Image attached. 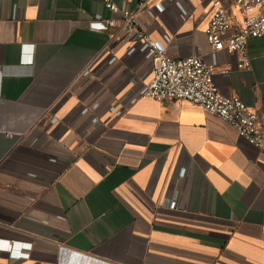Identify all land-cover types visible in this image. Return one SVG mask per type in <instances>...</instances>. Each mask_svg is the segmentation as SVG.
<instances>
[{"label":"crops","instance_id":"0c3cea01","mask_svg":"<svg viewBox=\"0 0 264 264\" xmlns=\"http://www.w3.org/2000/svg\"><path fill=\"white\" fill-rule=\"evenodd\" d=\"M112 1L0 0V264H264V148L186 100L141 96L154 60L120 24L138 0ZM210 12L147 0L137 20L264 116V34L237 69L211 50Z\"/></svg>","mask_w":264,"mask_h":264},{"label":"built area","instance_id":"2783aa9c","mask_svg":"<svg viewBox=\"0 0 264 264\" xmlns=\"http://www.w3.org/2000/svg\"><path fill=\"white\" fill-rule=\"evenodd\" d=\"M111 12L118 7L112 0H101ZM237 18L227 10L222 0H211V12L204 28L211 50H225L236 55V68H246L250 63L247 41L264 34V0H232ZM147 5V0H138L134 10H122L120 24L141 41L153 57L152 75L141 91V96L157 101L182 99L215 114L231 124L238 134L252 145L264 148V116L245 104L238 96L223 94L213 81L215 65L206 62L200 55L172 58L165 47L153 39L138 25L137 12ZM158 11L160 3H154ZM113 17L91 22L95 29L115 26ZM30 61L31 56L23 57ZM228 72L224 67L219 70ZM8 135L11 132H7ZM171 207L174 201L169 204ZM11 241H4L9 248Z\"/></svg>","mask_w":264,"mask_h":264}]
</instances>
